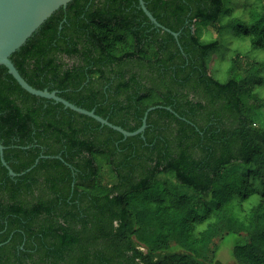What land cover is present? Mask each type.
Segmentation results:
<instances>
[{"label":"trees","instance_id":"1","mask_svg":"<svg viewBox=\"0 0 264 264\" xmlns=\"http://www.w3.org/2000/svg\"><path fill=\"white\" fill-rule=\"evenodd\" d=\"M144 1L178 39L139 0H72L11 56L34 88L129 132L155 108L142 134L31 95L0 66L17 174L0 157V264H223L231 234L236 264H264V63L237 54L224 83L208 69L220 42L195 25L231 17L227 0ZM260 1L236 26L254 50Z\"/></svg>","mask_w":264,"mask_h":264},{"label":"water","instance_id":"2","mask_svg":"<svg viewBox=\"0 0 264 264\" xmlns=\"http://www.w3.org/2000/svg\"><path fill=\"white\" fill-rule=\"evenodd\" d=\"M72 0H0V66H5L9 73L15 78L19 85L31 95L53 100L64 105L79 114L88 116L99 122L102 126H107L125 138L142 134L147 127V117L149 112L155 108H150L143 120V126L134 132H129L120 126L110 123L107 119L98 116L95 110L89 111L76 106L75 104L60 97L56 91L38 90L31 86L20 74L11 56L26 44L34 33L60 8L67 7ZM139 6L144 11L151 23L158 29L172 34L176 39L179 33L172 32L170 29L161 25L148 10L144 0H139ZM168 110H170L168 108ZM5 147L0 141V157L10 176L16 177L17 174L11 169L4 159ZM39 159L36 161L38 164Z\"/></svg>","mask_w":264,"mask_h":264},{"label":"rangeland","instance_id":"3","mask_svg":"<svg viewBox=\"0 0 264 264\" xmlns=\"http://www.w3.org/2000/svg\"><path fill=\"white\" fill-rule=\"evenodd\" d=\"M261 3L260 0H227L226 6L233 9V15L231 17H227L226 19L222 18L216 26L213 24H205L202 21L196 23L195 29L202 42L212 40H219L220 42L219 47L211 51L206 57L208 69L220 82L224 83L228 80L232 61L237 54H241L255 63H264V50L252 49L249 40L239 37L236 30L238 20L241 18L242 13L250 8H259ZM231 27L233 30H231ZM221 28L225 30L218 32ZM260 71L263 74L264 68ZM239 238L238 235L231 234L223 240L218 254V259L223 264H236L232 257V250ZM216 243L219 244L220 240H217Z\"/></svg>","mask_w":264,"mask_h":264}]
</instances>
